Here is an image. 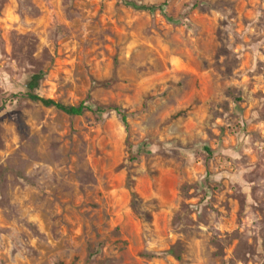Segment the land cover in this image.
<instances>
[{"label":"rangeland","instance_id":"obj_1","mask_svg":"<svg viewBox=\"0 0 264 264\" xmlns=\"http://www.w3.org/2000/svg\"><path fill=\"white\" fill-rule=\"evenodd\" d=\"M128 1L0 0V264H264V0Z\"/></svg>","mask_w":264,"mask_h":264},{"label":"trees","instance_id":"obj_2","mask_svg":"<svg viewBox=\"0 0 264 264\" xmlns=\"http://www.w3.org/2000/svg\"><path fill=\"white\" fill-rule=\"evenodd\" d=\"M123 4L130 6L136 10H142V11H148L152 12L154 11L157 7L155 6H137L136 4L128 1V0H120ZM160 8V7H159ZM44 72L43 71H37L36 73H33V75L30 76L29 80L26 83V92L25 96L32 102L39 103L44 107H52L55 108L56 110H59L66 114L69 117L73 116H81L84 114L85 111H92L93 113L96 114H102L107 110V108H100V107H95V108H89L85 106L83 103H80L76 106L74 105H63L58 102H55L52 99L49 98H43L40 97L36 90L39 87L40 81L44 78ZM111 110H114L119 116L120 119L123 123L125 131L128 130V124L126 121V115L117 107L109 108ZM131 159H134L133 156H131Z\"/></svg>","mask_w":264,"mask_h":264}]
</instances>
